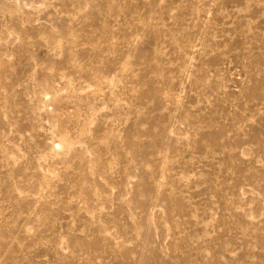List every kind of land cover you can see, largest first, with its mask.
I'll return each instance as SVG.
<instances>
[{
	"label": "rangeland",
	"instance_id": "374dc122",
	"mask_svg": "<svg viewBox=\"0 0 264 264\" xmlns=\"http://www.w3.org/2000/svg\"><path fill=\"white\" fill-rule=\"evenodd\" d=\"M0 264H264V0H0Z\"/></svg>",
	"mask_w": 264,
	"mask_h": 264
},
{
	"label": "bare ground",
	"instance_id": "6f19581e",
	"mask_svg": "<svg viewBox=\"0 0 264 264\" xmlns=\"http://www.w3.org/2000/svg\"><path fill=\"white\" fill-rule=\"evenodd\" d=\"M58 145L60 146L61 149L65 148L67 150L70 149L71 147L70 144L67 142V140H65L64 138L59 139Z\"/></svg>",
	"mask_w": 264,
	"mask_h": 264
}]
</instances>
